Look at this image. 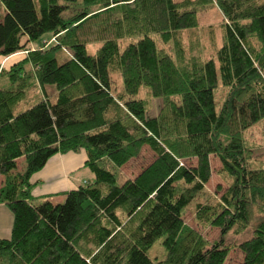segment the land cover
<instances>
[{"label":"trees","instance_id":"obj_1","mask_svg":"<svg viewBox=\"0 0 264 264\" xmlns=\"http://www.w3.org/2000/svg\"><path fill=\"white\" fill-rule=\"evenodd\" d=\"M215 4L225 18L216 58L188 54L180 34ZM0 5V58L27 53L9 70L0 63V203L14 216L0 264H226L224 237L249 228L242 264H264V165H251L244 136L260 124L264 137V0ZM125 38L136 41L122 49ZM90 43L101 45L93 53ZM143 87L163 101L156 116ZM146 145L155 158L120 183L108 166ZM80 150L95 181L64 192V202L36 201L32 176L54 155ZM213 155L228 187L216 203L198 204V222L221 229L209 243L183 214L210 181ZM159 238L167 254L156 262L149 249Z\"/></svg>","mask_w":264,"mask_h":264},{"label":"rangeland","instance_id":"obj_2","mask_svg":"<svg viewBox=\"0 0 264 264\" xmlns=\"http://www.w3.org/2000/svg\"><path fill=\"white\" fill-rule=\"evenodd\" d=\"M182 1V0H177ZM1 6V5H0ZM74 8V7H73ZM73 8L66 11V16H71ZM1 11V9H0ZM224 23L225 18L222 11L215 4L208 7L200 14V24L199 27L194 30L184 31L180 34L183 46L185 47L188 54L190 50L194 47L198 48L205 58H216L217 50L223 45L224 39ZM45 40H51L50 36H47ZM131 41H136L135 38H125L121 41V48L123 49ZM55 42V39L52 40ZM160 47L172 51L170 44L163 43L158 39ZM101 44H89V50L95 52L98 46ZM37 46V44H34ZM27 53L20 52L18 54L12 55L8 58H0V63L3 69L9 70L13 64L23 59ZM116 84L120 89L122 87V80L120 76H115ZM6 86V79L0 78V87ZM224 90L220 88L219 97L222 99L224 96ZM142 98L148 100L149 115L156 116L162 107L163 101L159 98L152 97L145 87L142 88L139 95ZM247 144L251 147L253 152V158L251 160L252 166H262L264 165V137L262 133V128L260 124L253 125L244 133ZM155 158V154L152 149L146 145L143 147L142 152L139 156L131 159L129 162L121 167H116L114 165L108 166L119 178V182L122 183L127 179H133L137 174H139L144 167L149 165V163ZM188 164H196L195 158L187 160ZM212 163V177L210 181L206 184L203 192H201L195 200L184 210L183 218L185 223L190 227L196 229L202 234V236L209 242L213 243L221 239V229L213 225L204 226L198 222L196 213L198 204L200 203H216L223 192L226 191L228 187V182L223 173L220 172L222 168L221 161L218 157H211ZM26 168V159L21 157L18 160L19 171H23ZM2 174H0L1 177ZM89 180L90 183L95 181V176L83 178ZM56 202H64L65 197L60 196V198H55ZM253 235V229L249 228L243 232L238 233L237 231H231L224 237L225 244L230 247V253L226 264H242L244 260V253L239 247V243L249 239ZM163 238H159L149 249V256L156 262L163 261L166 257L167 251L164 247Z\"/></svg>","mask_w":264,"mask_h":264},{"label":"crops","instance_id":"obj_3","mask_svg":"<svg viewBox=\"0 0 264 264\" xmlns=\"http://www.w3.org/2000/svg\"><path fill=\"white\" fill-rule=\"evenodd\" d=\"M87 159L85 150L58 153L51 157L45 167L31 178L32 195L35 200L51 199L54 201L60 196L66 197L64 192L90 183L89 180L83 179L86 176H95L86 165ZM4 179L5 176L2 174L0 187L3 185ZM13 222L14 216L11 210L5 204L0 203V238L11 237Z\"/></svg>","mask_w":264,"mask_h":264}]
</instances>
